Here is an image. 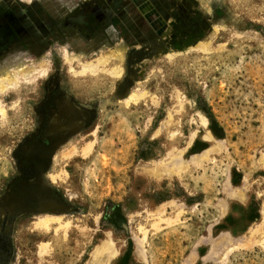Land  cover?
I'll return each mask as SVG.
<instances>
[{"label": "rangeland", "instance_id": "374dc122", "mask_svg": "<svg viewBox=\"0 0 264 264\" xmlns=\"http://www.w3.org/2000/svg\"><path fill=\"white\" fill-rule=\"evenodd\" d=\"M164 1L155 43L0 58V264H264V0Z\"/></svg>", "mask_w": 264, "mask_h": 264}, {"label": "flooded vegetation", "instance_id": "af4514ba", "mask_svg": "<svg viewBox=\"0 0 264 264\" xmlns=\"http://www.w3.org/2000/svg\"><path fill=\"white\" fill-rule=\"evenodd\" d=\"M81 1H66L62 7L58 0H0V58L19 53L37 57L51 50L55 43L72 52L92 53L97 47L111 46L117 28H121L126 40L128 33L134 36L143 31L135 22V14L143 9L144 0ZM157 7L164 8L166 15L170 9L163 0H156ZM184 13V18H188V12ZM119 23L121 26H117ZM189 24L185 32L192 30V23Z\"/></svg>", "mask_w": 264, "mask_h": 264}, {"label": "crops", "instance_id": "0c3cea01", "mask_svg": "<svg viewBox=\"0 0 264 264\" xmlns=\"http://www.w3.org/2000/svg\"><path fill=\"white\" fill-rule=\"evenodd\" d=\"M59 1H61L60 2L61 3L60 5L62 7L64 5H66L67 2H70V0H58V2ZM86 1H89V0H86ZM49 2H50V0H49ZM49 2H47V3L50 4ZM137 5L138 4L136 3V6ZM143 5H144L143 9L142 8H139V12H136L137 15L135 14V17H136L135 18V22L138 21V23L141 25V27H144L143 28V32H141L139 34H135L134 35L135 37L132 34H129L128 33L127 38H133V39H135V41L138 44H149V43L151 44L152 42L155 43L156 40H161L162 38H164L166 36L165 34L157 33L156 32V23H152L151 24L149 22L150 20H152L151 22L156 21V0H144L143 1ZM151 12H154V16L153 17H150L149 16ZM167 20L170 21L171 18L168 17V15L165 14L164 19H163V21H164L165 24H166ZM144 23H145V26H142V24H144ZM145 32H148V33H145Z\"/></svg>", "mask_w": 264, "mask_h": 264}, {"label": "bare ground", "instance_id": "6f19581e", "mask_svg": "<svg viewBox=\"0 0 264 264\" xmlns=\"http://www.w3.org/2000/svg\"><path fill=\"white\" fill-rule=\"evenodd\" d=\"M177 1V0H176ZM174 2V1H173ZM132 3V2H131ZM185 3V2H184ZM118 4V3H117ZM29 5V4H28ZM127 5V4H126ZM163 5V4H162ZM173 5V4H172ZM116 6V5H115ZM125 6V5H124ZM182 6V5H181ZM118 7V6H117ZM135 7V6H134ZM161 7V6H160ZM43 8V7H42ZM164 9V8H163ZM166 9V8H165ZM121 11V10H120ZM116 12V11H115ZM168 12V11H167ZM118 13V12H117ZM187 13V12H186ZM77 15V14H76ZM82 15H83V13H82ZM80 17V16H79ZM79 19V18H78ZM77 20V19H76ZM121 21V20H120ZM133 21V20H132ZM80 22V21H79ZM82 22V21H81ZM138 22V21H137ZM136 22V23H137ZM206 22V21H205ZM123 23V22H122ZM81 24V23H80ZM138 24V23H137ZM217 28V26L215 27V29ZM220 28V27H219ZM136 29V28H135ZM207 29V28H206ZM214 29V30H215ZM221 29V28H220ZM147 30V29H146ZM218 30V29H217ZM126 31V30H125ZM145 33H148V32H145ZM214 34H216L215 32H214ZM213 35V34H212ZM124 37V36H123ZM141 38V37H140ZM171 38V37H170ZM211 39H213L212 37L210 38H206V39H202V40H200V41H198V43H196V46L194 45L193 47H194V49L196 48L197 49V51L199 52V53H205V52H208L209 51V49H210V47L212 46V44L210 43V40ZM159 47H161L160 45H159ZM189 47V46H188ZM188 47H186V49H185V51L187 50V49H189V50H191L190 48H188ZM192 47V46H191ZM183 50V49H182ZM180 51V50H176V51H169V52H157L156 53V56L157 57H159V59L160 58H162V60H165V62H167V58H166V56L167 57H169V58H171L172 56H176V54L177 53H180V52H182V53H185V55L186 54H188V53H186L185 51L183 52V51ZM179 51V52H178ZM193 52L195 51V50H192ZM196 51V52H197ZM125 50H124V48L123 47H118L116 50H115V53L120 57V56H125L124 54H125ZM189 53H190V51H188ZM192 54V53H191ZM184 55V56H185ZM189 55V54H188ZM111 56V55H110ZM117 56V57H118ZM178 57H179V55H177ZM183 55L180 53V57H182ZM164 57H165V59H164ZM125 58V57H124ZM174 58H176V57H174ZM174 58H173V60H174ZM170 60V59H169ZM14 61V60H13ZM12 61V62H13ZM11 62V63H12ZM16 62H18L17 60H16ZM8 63V62H7ZM1 75H4L3 73L2 74H0V76ZM117 75V74H116ZM3 77V76H2ZM2 80H3V78H1ZM6 81V80H5ZM9 80H7V82H8ZM1 83V82H0ZM2 83H4V82H2ZM132 97V96H131ZM134 97V96H133ZM137 97V96H136ZM134 99H135V97H134ZM121 101V100H120ZM128 101V100H127ZM129 103V102H128ZM127 103V104H128ZM135 103V102H134ZM46 218V217H45ZM55 218V217H54ZM56 219V218H55ZM53 220V219H52ZM57 220H58V218H57ZM54 221V220H53ZM46 222H47V219H46ZM55 222V221H54ZM61 222V221H60ZM40 223V222H39ZM42 224V223H41ZM43 224H47V223H43ZM38 225V224H37ZM45 226V225H44ZM61 226V225H60ZM63 226V225H62ZM61 226V227H62ZM41 227H43V226H41ZM65 227V226H64ZM49 230V229H48ZM43 247H48V246H43ZM42 247V248H43ZM40 250H41V247H40ZM43 253V252H42Z\"/></svg>", "mask_w": 264, "mask_h": 264}]
</instances>
